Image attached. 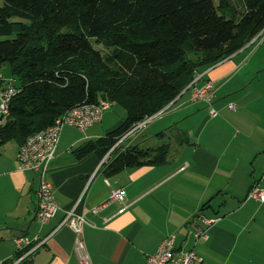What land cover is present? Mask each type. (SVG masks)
Segmentation results:
<instances>
[{"label": "crops", "instance_id": "1", "mask_svg": "<svg viewBox=\"0 0 264 264\" xmlns=\"http://www.w3.org/2000/svg\"><path fill=\"white\" fill-rule=\"evenodd\" d=\"M198 75L199 85L215 83L211 105L192 101L189 88L165 108L173 110L143 129L149 134L144 143H138L142 134L133 135L116 148L169 143L165 163L107 174L114 153L107 161L97 154L79 160L74 150L123 120L104 114L86 130L65 125L48 174L62 209L45 224L37 219L38 178L19 168L20 144L1 145L0 264L11 259V264H80L75 231L61 226L71 209L86 214L85 238L94 264H147L171 233L177 247L194 249L207 264H264V202L249 195L255 185L264 189V35ZM120 187L126 190L125 203L115 200L99 213L91 211ZM203 216L218 220L208 238L197 239L193 223L204 225ZM18 237L47 240L18 257L36 243L20 248Z\"/></svg>", "mask_w": 264, "mask_h": 264}, {"label": "trees", "instance_id": "2", "mask_svg": "<svg viewBox=\"0 0 264 264\" xmlns=\"http://www.w3.org/2000/svg\"><path fill=\"white\" fill-rule=\"evenodd\" d=\"M4 1L0 68L10 65L19 91L0 126V146L11 140L23 144L84 101L103 98L122 105L123 121L78 146L79 160L90 154L103 158L134 123L164 110L199 72L264 29V0ZM169 152V143L114 148L105 171L162 164Z\"/></svg>", "mask_w": 264, "mask_h": 264}, {"label": "built area", "instance_id": "3", "mask_svg": "<svg viewBox=\"0 0 264 264\" xmlns=\"http://www.w3.org/2000/svg\"><path fill=\"white\" fill-rule=\"evenodd\" d=\"M263 35L264 29L255 38L262 37ZM200 78L201 76L197 75L189 86L193 89L191 100L204 101L211 105L216 95L215 83L213 80L209 79L199 85L198 81ZM18 91L19 89L17 87L16 77L12 75L5 76L0 71V126L5 123L10 115L11 99ZM112 104V101L103 98L97 102L84 101L79 103L58 116L53 123L46 128L30 134L26 138L25 142L20 145L17 154L20 170L33 171L39 181L37 188V219L41 224L49 222L57 214V212L62 209L61 204L56 198L54 187L49 180L48 174L51 169V163L56 156L64 126L73 125L81 130H86L89 126L102 121L105 110L110 108ZM229 107L234 109L235 105L229 104ZM161 112L153 116H146L144 119L134 123L133 126H131L119 137L117 143L104 156V161L109 159L110 153L114 148L121 145V143L127 138L145 129L157 116L160 115ZM210 114L212 116H216L218 112L215 108H212ZM88 185L83 190L79 201H81L86 195ZM249 195L264 202V189L259 185H255L251 189ZM115 200L125 203L126 190L124 187L113 190L112 195L108 200L92 207L91 211L93 213H99ZM125 208L126 207L121 208L120 212H123ZM65 211V217L61 226H70L75 231V251L78 255L80 264H94L89 254L85 238V226L88 223L86 214L84 212L79 213L76 209ZM202 219L204 221V225L202 226H196V224L193 223V228H195L193 233L197 239L208 238L207 230L214 224L215 221L218 220L208 218L206 216H203ZM176 237V233H171L166 236L162 240L157 251L148 256L147 264H207L194 249L177 247ZM15 240L20 248L27 245L29 246L36 242L29 250V253H32L36 250L35 245L38 244L37 246H41L47 239H40L39 237H36L33 241H31L27 237H18Z\"/></svg>", "mask_w": 264, "mask_h": 264}, {"label": "rangeland", "instance_id": "4", "mask_svg": "<svg viewBox=\"0 0 264 264\" xmlns=\"http://www.w3.org/2000/svg\"><path fill=\"white\" fill-rule=\"evenodd\" d=\"M5 3L4 0H0V6H3ZM96 48L98 49H101L103 52H105L104 48L102 45H95ZM191 51H188V54L187 56H191ZM196 56L195 55H192V58ZM0 71L5 75V76H10L11 75V68H10V65L9 64H5L3 65L1 68H0ZM174 109V108H173ZM171 109V110H173ZM170 109L169 110H165L163 111V113L161 112L159 116H157L146 128H148L149 126H153V124H156V122L158 123L159 120L161 118H163L164 116H166V114H168V112L171 111ZM106 112V113H105ZM104 112V114H106V117L111 114L110 118L111 120H115V121H118L119 123L126 117L127 115V112H126V109L118 104V103H113L112 106L108 109H106ZM110 118H109V122H110ZM145 128V129H146ZM143 130L139 131L136 135H134V138L135 139L136 137L138 138V136H140L142 134ZM148 132H146L144 135L142 134L139 139H138V143H144L145 142V138L148 136ZM13 141V140H11Z\"/></svg>", "mask_w": 264, "mask_h": 264}]
</instances>
